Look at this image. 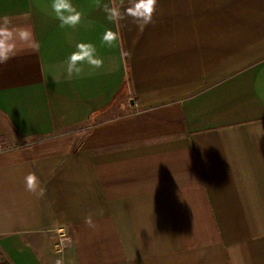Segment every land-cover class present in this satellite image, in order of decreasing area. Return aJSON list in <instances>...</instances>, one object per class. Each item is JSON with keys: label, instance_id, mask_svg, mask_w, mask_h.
I'll return each mask as SVG.
<instances>
[{"label": "crops", "instance_id": "0c3cea01", "mask_svg": "<svg viewBox=\"0 0 264 264\" xmlns=\"http://www.w3.org/2000/svg\"><path fill=\"white\" fill-rule=\"evenodd\" d=\"M73 3L0 0L40 44L0 65V264H264V0H158L142 32ZM79 42L104 66L66 80Z\"/></svg>", "mask_w": 264, "mask_h": 264}, {"label": "clouds", "instance_id": "9594fccd", "mask_svg": "<svg viewBox=\"0 0 264 264\" xmlns=\"http://www.w3.org/2000/svg\"><path fill=\"white\" fill-rule=\"evenodd\" d=\"M157 4L158 0H119V3L112 0L111 5L107 3L101 5V0H96V6L102 7L110 23L119 27L121 21L131 18L141 32L153 22ZM50 9L61 28H76L81 23L83 14L74 5L73 0H50ZM28 17L29 13H23L25 20ZM119 40V31L112 29H107L101 38L102 44L109 47ZM39 48L40 44L35 39L30 26L16 25L7 15L0 16V65L7 64L22 51L37 52ZM85 66L92 70L101 69L104 66V60L97 55V49L93 43L79 42L76 43L75 50L64 61V78L72 80L81 77ZM24 183L26 190L37 197L45 195L46 189L41 187L40 180L35 173L27 174L24 177ZM85 223L93 226L91 216L85 218ZM57 264H60V261H57Z\"/></svg>", "mask_w": 264, "mask_h": 264}, {"label": "built area", "instance_id": "2783aa9c", "mask_svg": "<svg viewBox=\"0 0 264 264\" xmlns=\"http://www.w3.org/2000/svg\"><path fill=\"white\" fill-rule=\"evenodd\" d=\"M10 147L2 140H0V153L9 150ZM58 237L57 241L55 242L54 249L56 252H64L71 243V236L66 231L65 228H58Z\"/></svg>", "mask_w": 264, "mask_h": 264}]
</instances>
